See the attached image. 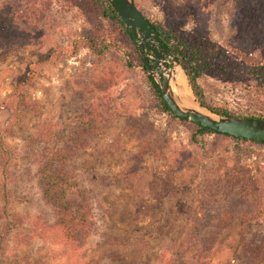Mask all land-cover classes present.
<instances>
[{"label":"rangeland","instance_id":"obj_1","mask_svg":"<svg viewBox=\"0 0 264 264\" xmlns=\"http://www.w3.org/2000/svg\"><path fill=\"white\" fill-rule=\"evenodd\" d=\"M133 1L186 32L207 22L228 50L241 49L240 31L247 38L264 24V9L249 16L242 0ZM37 28L29 41L0 45V264H246L244 248L264 234V147L248 145L236 155L230 142L212 137L191 144L185 128L156 114L139 68L79 46L111 27L92 25L76 7L51 0ZM46 53L54 57L40 64ZM29 70L38 75L25 93L38 108H21L15 120L6 105L15 99L16 78ZM200 84L207 104L234 113L258 106L255 94L228 80L205 76ZM145 146L158 153L140 156ZM56 148L74 151L67 169L86 191L94 226L73 251L39 235V220L48 225L54 215L38 166ZM236 161L241 177L227 193ZM217 231L212 252L198 262L203 239Z\"/></svg>","mask_w":264,"mask_h":264},{"label":"trees","instance_id":"obj_2","mask_svg":"<svg viewBox=\"0 0 264 264\" xmlns=\"http://www.w3.org/2000/svg\"><path fill=\"white\" fill-rule=\"evenodd\" d=\"M62 1L76 7L92 25L99 21L111 27V30L104 35L94 31L91 36L86 37V39L83 38L79 42V46L95 52L97 55H102V50L113 52L121 55L129 67L139 68L152 94L156 114L164 116L169 125L185 128L190 134L189 141L191 144L198 145L204 138L212 137L215 140L230 142L236 155L240 154L242 149L248 145L264 147L263 143L219 134L174 116L163 102L151 78L147 75L144 60L132 35L108 0ZM242 3L244 6L249 5L251 7L247 12L249 16L262 14L264 0H242ZM135 6L159 33L167 48L175 55L186 75L193 95L202 106L218 115L264 120V53L262 52L264 49L262 45L264 42V24L262 22H258L254 30L251 27L247 38L246 32L240 31L237 39H240L241 49L232 48V50H228L212 39L207 29V22L190 33L182 30L179 22L174 19H166L160 22L144 14L136 4ZM50 7L51 0H0V45L1 43L17 44L29 41L33 32L37 31L38 24L50 12ZM263 16L264 14L261 15V17ZM53 57L54 55L51 54H43L40 56V64L51 60ZM37 75V72L29 70L16 78L15 99L6 105L12 111L13 119H19L20 109L23 107L38 108V102L33 101L25 93V87L32 84ZM205 76H215L219 79L228 80L230 83L240 86L244 91L255 94L258 106L247 110L245 113H234L220 104H207L200 84L201 79ZM41 135L39 137L42 139ZM70 149L56 148L52 151L49 159L39 162L38 185L43 199L49 204L54 215L51 224L47 225L39 220L42 223L39 235L45 240L59 244L64 249L73 251L83 245L84 239L93 231L94 226L90 220L91 208L88 204L86 191L78 188L76 183L72 181L73 170L67 169L69 159L74 156V151H70ZM156 149V147L145 146L141 150L140 156L148 153L157 154ZM2 155L7 160L8 153L2 151ZM241 171L242 168L236 161L224 185L227 193L234 189L235 183L241 177ZM262 199L264 196H259V200ZM262 210L260 206L257 207V211L260 213ZM218 228L219 231L223 226ZM218 231L203 239L199 253L195 256L198 262L205 261L209 253L212 252ZM256 243V246H247L243 250L247 258L246 264H264V234Z\"/></svg>","mask_w":264,"mask_h":264},{"label":"water","instance_id":"obj_3","mask_svg":"<svg viewBox=\"0 0 264 264\" xmlns=\"http://www.w3.org/2000/svg\"><path fill=\"white\" fill-rule=\"evenodd\" d=\"M132 35L144 60L147 75L170 112L210 131L264 144V120H250L212 113L192 95L186 75L175 55L167 48L159 33L139 12L133 0H108ZM177 75H181L190 91L189 104L173 91Z\"/></svg>","mask_w":264,"mask_h":264},{"label":"bare ground","instance_id":"obj_4","mask_svg":"<svg viewBox=\"0 0 264 264\" xmlns=\"http://www.w3.org/2000/svg\"><path fill=\"white\" fill-rule=\"evenodd\" d=\"M176 85L178 88L173 87V91L176 94H179L183 97L184 101L186 104H189V97L188 95L190 94V91L187 87L186 82L184 81L183 77L181 75H177L176 78Z\"/></svg>","mask_w":264,"mask_h":264}]
</instances>
